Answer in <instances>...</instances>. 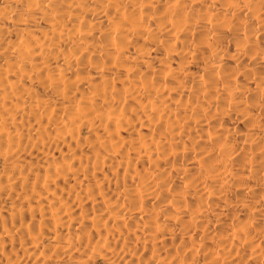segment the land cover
<instances>
[{
    "label": "bare ground",
    "instance_id": "bare-ground-1",
    "mask_svg": "<svg viewBox=\"0 0 264 264\" xmlns=\"http://www.w3.org/2000/svg\"><path fill=\"white\" fill-rule=\"evenodd\" d=\"M0 264H264V0H0Z\"/></svg>",
    "mask_w": 264,
    "mask_h": 264
}]
</instances>
